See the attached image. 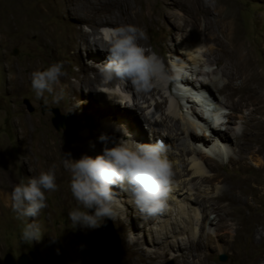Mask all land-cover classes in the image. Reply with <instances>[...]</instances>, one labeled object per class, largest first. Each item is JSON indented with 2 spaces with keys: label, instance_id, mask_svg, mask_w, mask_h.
Returning <instances> with one entry per match:
<instances>
[{
  "label": "rangeland",
  "instance_id": "rangeland-1",
  "mask_svg": "<svg viewBox=\"0 0 264 264\" xmlns=\"http://www.w3.org/2000/svg\"><path fill=\"white\" fill-rule=\"evenodd\" d=\"M82 1L85 2L88 0ZM101 1L113 2L115 0ZM161 1L167 6H172L174 0L140 1L142 7H148L146 10L147 17H150L149 14L152 10L155 11L162 7ZM47 2L50 3L52 0H0V29H2L3 25H5V16L10 14L14 7H20L21 5L22 8H28L31 6V8L42 7L44 9V4H47ZM192 4L195 8L191 9V11L186 14L185 17H187V19H192L191 16L196 15L198 24L200 23L199 25L204 26L205 23L203 22L202 17L204 6L217 5L220 13H226L230 21L236 22L238 34L248 43L253 45L252 51L254 52V55L258 59L264 60V0H199L191 2V6ZM140 6V4L137 5V10L139 11L142 9ZM48 7L49 5L46 6V9L44 10L47 11ZM175 12H179L177 7H175ZM169 14L165 18L163 16L154 15V18L158 20L157 24L163 23L165 28H171L173 24L170 20ZM61 16L69 21L67 24L68 26L77 21L76 19L69 17L65 12H62ZM223 17H225V15H223ZM42 22L45 25L47 32L48 29H54L57 23L62 24V22L56 20L54 17L45 18ZM30 24L28 25L24 23L20 26L13 27L11 32L7 34V38H5L6 42H2L0 45V151L4 148L7 149L8 154H10L11 157L16 156L15 158H17V162L13 167V173L19 182L21 179H30L33 176L38 175L39 171L42 169L47 170L51 168V165H53L57 155L54 156L52 154H48L44 156L41 149L45 148V150L49 153V145L52 144L63 145L68 151H72L75 149L76 144H80L81 146L84 145L87 147V152H90L93 158L97 155H101V153H99L100 151L96 153L97 149L101 150L105 147V144L108 143L107 141L105 142L100 140L102 135L98 136L105 130L103 129V120L106 118L104 112L106 107L103 104L101 106V103L97 101V99L103 90H109L111 93L113 91L112 88L110 89L107 87L108 89L105 90V88L99 86L96 89V93L89 95L84 89V96L71 102L69 105L64 90L62 92V98L58 103L53 102V97L47 93H45L44 98L40 100L36 99L31 86H23L20 90H16L17 92L7 91V89H5L7 87V79L13 71L12 69L17 70L20 69V67L24 69V73L30 74L34 70H44L51 64L62 61L64 64L63 70L66 71L67 75L61 77V79H70L74 81L76 80V76L80 74L79 63L76 61V58L73 57L72 51L60 48L59 44H57L59 43V36L55 33H51L49 35L51 37L46 34V40H39L34 34H26L33 31V24ZM81 26L83 31H90L89 26L85 24H82ZM227 26L228 25L226 23L221 22L220 20V28H226ZM165 28L162 27L159 29L158 27H154L146 34L147 40L157 49L162 48L161 43L165 44L168 50L166 57L158 55L163 62L164 67L166 64L170 66L171 56L173 55L172 47H174V45L180 40L177 29L174 33L169 35ZM102 30L103 29L100 28L98 39L104 37ZM146 48L151 50V46H147ZM80 52L82 62L89 66V55L87 56L83 47ZM100 63L101 61L99 63H95V65ZM8 65L12 67L11 71L8 68ZM170 68L173 73L174 68L171 66ZM166 73L170 79L169 72L166 71ZM186 74L190 76L185 71L184 75ZM169 79L167 81H169ZM167 81L163 84V96L168 101L163 110H159L155 107L156 101L162 100L161 94L148 95L147 103H143L145 100H141L140 98V103H133L131 100L126 101V103L121 102L118 104V111L120 112V115H123L122 117L130 120L132 125L130 128L116 123L113 124L114 126L112 125V129L117 130V132H121L122 135L124 132H127L131 139L135 142H139L140 139L138 137L135 140L133 138V134L135 131L140 130L142 132L141 134H144L143 136L145 137L144 142L140 143H148L153 142L154 140L152 126L158 124L159 126L162 125L161 127L164 128V121L167 115L174 114L177 118L179 115L183 116L187 120L195 123L197 128H202L203 125L199 123L197 118L193 117L190 111L186 109L185 106L180 105L178 103L179 101L175 98L174 95L176 90L174 88L175 85L173 83V79L170 81V90L166 89ZM59 89H63L62 85L59 86ZM59 89H57L58 93ZM134 93L137 94L135 91ZM216 95L220 100L222 99V96L219 93H216ZM26 100H28L32 106V112L29 111L28 105L25 103ZM93 104H95L98 111L101 109L100 112L97 113L93 110ZM51 108L58 109L62 115H66L68 117L69 115L72 116V121L70 122L76 130L72 142H69L68 140V133L66 129H56L54 126L52 122L54 113L49 110ZM251 109L252 107L243 109L241 115L248 117ZM224 111L230 113L227 117L223 118L227 120L233 112L230 109H225ZM147 117L151 118L152 123L148 121ZM254 117L255 118L250 122V127L248 128L241 143L243 144V142L248 141V139H250V142L255 140L251 151H246L243 154V163L246 166L253 168L255 171H261L259 172L257 179H254L251 176V172H241L238 165H233L229 162L231 156L236 157L233 152H228L226 155L219 152H212V150H209L211 149L210 143L208 151L205 153L207 156L213 158L214 161L222 164L223 167L221 168V172L223 175H230L233 179H236L239 178L240 175L244 174L246 176L248 174L247 176H249L250 174V182L254 189H256L255 197H257V199H252L250 194L242 195L233 192L232 197L234 201L232 207L229 208V201L223 202L222 206H224L223 209L225 211H228V208L229 210L235 211L236 208L234 207L243 206V208L246 209L245 214L251 216L257 221L258 231L255 235L250 238L252 235L247 232L248 230H246L245 234H243L244 236L238 240L239 242L236 241V243L232 237V235L235 234L236 226L234 221L228 217L222 221L225 224V229L221 232L220 238H213L214 240L210 239L208 243L206 242L204 244L201 242H199V244H194L192 246L193 248H190V251L186 248L179 249L178 246L180 244H185L184 247L189 246V239H194L195 241L199 239V233L195 230L196 227H194V229L193 226L197 222V218L198 220H202V214L200 206L193 200L199 197L200 199L207 197L211 198L226 185L216 184L213 189H209L208 185L201 184L199 182L197 175H192L191 170H189L188 175H186V173L182 171L184 165L182 164V166H180V163L183 158H185V160H187L186 164H188L187 168L189 169V164L195 155L182 157L180 150L177 149L176 146H169L168 144L166 145L167 148L170 147V153H173V155L168 158L170 164L173 166V168L171 166V169L179 179L183 180V182L187 184L182 187L184 188V191H181L180 186H177L174 190H170V192H172L169 193V196L174 193H178V196H180L178 197L176 195V198H174L175 200H172L170 204H168V202L167 207L162 212L153 215L154 218L157 219L155 224L151 223V216L141 213L128 192L124 191L119 186H114L116 199L115 205L122 211L127 210L126 214L137 226L132 232L128 231L125 234L124 232L119 231L115 218L114 220L109 219L116 234L120 238L121 244L118 249L119 264L125 263V259L127 257L125 245L128 241L142 242L141 246L143 248V256L154 253L155 249L151 244V238H156L155 228H159V226H161L160 223H164L167 220L170 221V223L165 222L168 229H171V227L177 228V238L169 237L168 240L163 242L161 249L158 250L159 252H162V249L165 248L167 253L165 257L156 259L155 264H183L182 255H186L185 262L188 264H208L209 262V264H250L256 257H258L257 264H264V241L257 244L258 240L261 237H264V150L260 151V153L258 152L259 150L264 149V145L262 144L264 136H255V134L259 132V129H261H257L256 127L260 125V120L264 121V117L262 118L259 114H256ZM235 120L238 122V117H235ZM21 122H24L25 125L29 127V132L26 134L27 136L20 135L21 126L18 124ZM104 125L108 126L106 123H104ZM199 131L201 130L199 129ZM241 132L242 130L239 131V134H241ZM151 133L153 135H151ZM202 133H204L207 138H210L209 135L211 134L208 131H202ZM79 137H83L84 139L82 144L78 141ZM162 137H164L166 141L168 140L167 135L163 136L162 134ZM121 138L126 139L127 137L122 136ZM163 142L166 144L165 141ZM210 142L217 143L215 139L214 142L211 140ZM192 144V147L194 148L195 146L197 148H201L199 147L200 145L203 146L202 143H198L196 140H194ZM233 147L236 149L235 145L231 146V148ZM24 151L26 153L28 152L27 155H23ZM78 157L82 156L78 155ZM28 158H31L34 161L33 175H31L30 171L25 168V166L27 167L28 165ZM38 160L43 163V166L38 163ZM3 165L4 162L0 158V169ZM178 166H180V168H178ZM54 171L58 190L51 193H45L47 197V207L41 210L38 220L36 221L42 232V237L39 240L42 242L39 247L40 249L34 247V244L37 242L36 240L27 242L21 238V229L23 228L25 221L18 219L13 210L10 212L7 210L3 200L1 199V193L4 189L0 188V264H5L6 257L9 254H12L15 259H19V257L24 254H32L33 257L30 256L29 258L31 260L34 259L37 264H114L111 259H103L95 254V247L98 243L92 238V236H97L99 234V230L103 227L108 218H105L104 221H100L102 224L100 226L98 225L99 227L94 229L85 228L80 225H73L68 216V212L77 207V202L69 189V172L66 170L59 171V168L54 169ZM1 172L2 171L0 170V175ZM177 177H175V179H178ZM179 183L183 184L181 182ZM5 192L8 193L7 191ZM64 196L68 197V202L66 204H68L71 200L74 201V204L62 205V197ZM180 200L181 203H177V201ZM180 204L183 208H185V211L187 210L186 214L180 210ZM247 205H249V207H247ZM250 205L252 206L251 208ZM178 209L180 211H178ZM179 213H183V215L180 214L181 216H179ZM89 214H94V209L89 210ZM216 216V213H210L209 217L211 220H214L217 218ZM176 220L179 222L180 227L176 225ZM28 222H34L33 218L29 217ZM151 232H153L154 235L151 234ZM253 239L257 245L252 248L251 242ZM100 246V248H102L104 245L100 244ZM223 255L227 257L226 261L220 260V257Z\"/></svg>",
  "mask_w": 264,
  "mask_h": 264
},
{
  "label": "bare ground",
  "instance_id": "bare-ground-1",
  "mask_svg": "<svg viewBox=\"0 0 264 264\" xmlns=\"http://www.w3.org/2000/svg\"><path fill=\"white\" fill-rule=\"evenodd\" d=\"M140 1L141 0H115L113 2H108L101 0H88L83 2L82 0H52V2H47V4H44V9H46V6L49 5L47 11H45L42 7L35 8L32 6L33 8H31L30 6L28 8H22L21 5L20 7L16 6L10 14L5 16V25H3V28L0 29V45L2 42H6L5 38H7V34L11 32L13 27L20 26L24 23L28 25L30 23L33 24V31H30L26 34H34L39 40L42 41L47 39L46 34L48 36L51 33L57 34L59 36V43H57L59 44V47L72 51L73 57L76 58V61L80 66V74L76 76V80L72 81L70 79H61L60 85H62V88L66 93L68 105L71 104V102L82 98L84 96V89L89 95L96 93V89L99 86L105 88V90L108 88L113 89L112 93L109 92V90H103L97 99V101L101 103V106L103 104L106 107L104 111L106 118L103 120V129L105 130L98 136L106 135V137H108V143L105 144V147H112L114 142L118 141L123 136L121 132H117V130L112 129V125L117 123L130 128L132 125L130 120L122 117L123 115H120V112L118 111V104L121 102L126 103V101L129 100H131L133 103H140L139 98L141 100H145L143 103H147L148 95L161 94L162 100L156 101L155 107L159 110H163L168 101L163 96L164 83L162 85H154L146 92H136L137 94L134 93L131 85L129 84L127 85V91L131 92V95L123 96L116 90V88L114 89L117 83L116 81H113L110 84L103 83L99 74L97 73L96 68L94 66H87L82 62L80 50L82 47L84 48L87 56L89 55L88 57L90 58V61L93 62L92 65H95V63H99L100 61L103 63L106 61L107 57V45L105 43L104 37L98 39L100 28H115L128 24L141 28L147 34L148 31L154 27H158L159 29L162 27L165 28L163 23L157 24L158 20L154 18V15L163 16L165 18L169 13H172L169 15L173 25L171 28H165V30L170 35L177 29L180 40L174 45V47H172L173 55L171 56L170 66L174 68V73H172L169 65H165L166 71L170 74V79L166 83V89L170 90V81L173 77L177 76L179 78L178 80L181 81V86H184V89H180L179 87L178 89L184 92V94H188L191 91H197L200 93L201 91L205 92L206 95L202 94V96H199L197 99L192 97L187 99L186 105V109L190 111L193 117L197 118L203 127H198L201 130L199 131L195 123L187 120L183 116L179 115L177 118V116L174 114L167 115L164 121V128L161 127L162 125L159 126L158 124L152 126V132L154 133L153 142L160 140L162 143L165 141V145L169 144V146H176L177 149L180 150L182 157L195 155L196 158L194 157L191 160L189 169L187 168L188 164H186L187 160H185V158H183V160L181 159L182 162L180 163V166H182V164L184 165L182 171L188 175L189 170H191L192 175H197L199 182L201 184L208 185L209 189H213L216 184L226 185L223 186L219 192L211 198L207 197L200 199L199 197L193 200L200 206L202 214V220H198L197 218L195 225L193 226L192 224L193 228L196 227V229H194L197 231V233H199V239H196L197 241L194 239H189V246L184 247L185 244H180L178 247L179 249L186 248L190 251V248L194 244H199V242L204 244L206 242L208 243L210 239L220 238L221 232L225 229V224L222 221L228 217L234 221L236 226L235 234L232 235L235 242L244 236L243 234H245L246 230H248V233H251L252 236L249 237L252 238L253 235H255V233L258 231L257 221L251 216L245 214L246 209L243 208V206L234 207L236 208L235 211L229 210V208L232 207L234 201L232 197L233 192L242 195L250 194L252 199H257V197H255L256 189H254L250 182V174L249 176H247L248 174L246 176L244 174L240 175V177L236 179H233V177L230 175H223L221 172V168L223 167L222 164L214 161V159L207 156L205 152L208 151V146L210 143L211 149L209 150H212V152H219L224 155H226L228 152H233L236 157L231 156L229 162L233 165H238L241 172H251V176L254 179L258 178V174L261 171H255L253 168L248 167L243 163V154L246 151H251L253 142L255 140L250 142V139H248V141L243 142V144L241 141L250 127V122L255 118L254 116L259 114V116L262 118L264 117V60H260L254 55V52L252 51L253 45L248 43L238 34L236 22L230 21L226 13H220L217 5L204 6L202 17L205 24L204 26H201L199 25L200 23L198 24L196 15L191 16L192 19H187V17H185L186 14L191 11V9L195 8L193 4L191 6V2H196L199 0H174L172 6H167L161 1L162 7H160L158 10H152V12L150 11V17H147L146 13L148 7H142ZM139 4L141 5L140 7H142L140 11L137 10V5ZM175 7L179 9L178 13L175 12ZM62 12L67 13L69 17H72L77 21L68 26L67 24L69 21L61 16ZM223 15H225V17H223ZM48 17H54L56 20L62 22V24L57 23L54 29H48L47 32L42 21ZM220 20L221 22L226 23L228 26L226 28H220ZM82 24L89 26L90 31H83L81 26ZM140 43L144 47L151 46V50L155 51L162 57H166L167 55L168 50L164 43H161V49H157L153 44H150L147 39L141 40ZM8 68L11 71L12 67L10 65H8ZM12 70L13 71L10 73L9 78L7 79V87L5 88L7 91L9 90L11 92H15L16 90H20L23 86H31L29 74L24 73V69L22 67L17 70ZM178 70L181 72H178ZM185 71L190 76L187 74L184 75ZM216 93H219L222 96L221 100L217 97ZM108 96L112 97L113 100H110ZM174 96L178 101V95L175 94ZM207 96L208 98L210 97V99L212 98L217 106L221 107L222 109H230L233 112V114H231V116L227 119V123L223 124V127H225L224 130L212 127L208 120L204 118V114L197 111L195 105L197 101L198 103L200 102L202 106L210 107L209 103H204V97ZM248 107H252V109L249 116L244 117L241 115L242 111ZM93 110L98 113L101 109L98 111L95 107V104H93ZM206 114H208L206 115L207 118L212 119L214 124H218L222 119L221 117L223 116L220 109H218L214 114H211L209 110H207ZM235 117H238V122L235 120ZM147 119L150 123H152L150 117H147ZM104 123H106L108 126H105ZM18 125L21 126L20 135L25 136L29 132V127L25 125L24 122H21ZM256 128L261 129H259V132H257L255 136L261 135L263 137L264 121L260 120V125ZM241 130L242 132L239 134V131ZM202 131H208L211 134L209 135L210 138H207L205 134L202 133ZM141 133L142 132L140 130L135 131L133 138L136 140L139 137V142H144L145 137L143 136L144 134L142 135ZM162 134L163 136L167 135V141L164 137H162ZM151 135L153 134L151 133ZM214 139L217 141V143L210 142V140L214 142ZM83 140V137H79L78 139L81 144L83 143ZM194 140H196L198 143H202L203 146L200 145L199 147L201 148H197L196 146L195 148L192 147ZM262 144L264 145V141ZM233 145H235L236 149L234 147L231 148ZM49 147V153L45 150V148L41 149V151L44 153V156L48 154H52L54 156L57 155L53 165H55V169L59 168V171L65 170L62 163L63 154L71 153V158L77 160L81 158L78 157V155H88L93 157L90 152H87V147L84 145L81 146L80 144H76L75 149L72 151L66 150L65 147L60 144H52L49 145ZM105 147H103L101 150L97 149L96 153L100 151L99 153L103 154V149ZM169 148H167L168 151L166 153L168 158L173 155V153H170ZM262 150L264 149H261L258 152L260 153ZM27 153L24 151L23 155H27ZM15 157H11L10 154H8L7 149L3 148L0 151V158L4 162L3 167L0 169L2 171L0 175V188L4 189L1 193V199L3 200L9 212L12 210L11 192L14 186L19 183L13 173V167L17 162V158ZM38 163L43 166L41 161L38 160ZM33 164L34 161L31 158H28V165L27 167L25 166V168L26 170L30 171L31 175L34 174ZM53 165H51V167ZM180 166H178V168H180ZM172 173L173 176L170 190H174L177 186H180L181 191H184V188L182 187L186 186L187 183L179 179L177 175H175L174 171H172ZM175 177L178 179H175ZM179 182L183 184H180ZM176 195L178 196V193H174L173 195L169 196L167 203L169 202L168 204H170L172 200H175L174 198H176ZM225 201H229L228 211H225L223 209L224 206H222V203ZM67 202L68 197H62V205L66 204ZM177 203H181V200L177 201ZM69 204H74V201L71 200L66 205ZM247 207H249V205H247ZM251 207L252 206L250 205V208ZM179 208L186 214L187 210L185 211V208H183L181 204ZM114 209L116 213L115 221L119 227V231L124 232L125 234L128 231L132 232L137 226L126 214L127 210L122 211L116 205L114 206ZM180 210L178 209V211ZM210 213H216L217 218L211 220L209 217ZM180 214L183 215V213H179L178 215L181 216ZM151 218V223L155 224L157 219L154 218V216H151ZM33 220L37 221L38 217L33 218ZM165 222L170 223L168 220ZM165 222H161V226H159V228H155L156 238H151V244L155 249V252L152 254L145 253L146 256H143V248L141 246L142 242L139 243L128 241L125 245L127 257L124 264H155L156 259L165 257L167 253L165 248L162 249V252H159L158 249H161L165 240H168L169 237L177 238L176 234H178L177 228L171 227L172 230L170 228L168 229L165 225ZM176 225L180 227V224L177 222V220ZM151 234H153V232H151ZM263 241L264 237H261L257 244ZM41 243L42 242L37 241L34 244V247L40 249L39 247ZM257 244L253 239L251 242L252 248ZM185 256H181L183 260L182 262L183 264H188L185 262ZM257 262L258 257L254 258L250 264H257Z\"/></svg>",
  "mask_w": 264,
  "mask_h": 264
},
{
  "label": "clouds",
  "instance_id": "clouds-1",
  "mask_svg": "<svg viewBox=\"0 0 264 264\" xmlns=\"http://www.w3.org/2000/svg\"><path fill=\"white\" fill-rule=\"evenodd\" d=\"M102 32L107 45L106 61L96 65H92L91 61L88 63L96 68L103 83L116 81V90L123 96H129V84L135 92L140 93L150 90L154 85H162L169 79L158 54L141 45L140 41L147 39L141 28L125 24L103 29ZM63 69L64 64L61 61L29 74L36 99L44 98L47 93L53 97V102H59L63 92V89H59L61 77L67 75ZM172 79L175 94L178 95L179 104L182 106L186 107L190 97L197 99L202 94L206 95L201 90V93L191 91L184 94L177 89H184L179 78L175 76ZM108 98L113 100L110 96ZM204 98L203 102L209 103L210 107L202 106L197 101V111L204 114V118L212 127L224 130L223 124L227 123V120L223 118L230 113L217 106L212 98ZM218 109L223 116L218 124H214L212 119L207 118L206 113L209 110L214 114ZM123 136L127 138H120L114 142V146L105 147L103 154L95 158L83 155L77 160L71 158V153L63 154V167L70 173L69 189L77 202V207L68 212L73 225L94 229L99 227L102 224L100 221L105 218L114 220V186L128 192L141 213L148 216L160 213L167 207L173 176L166 155L167 146L160 140L135 142L127 132H124ZM100 140L106 142L108 137L102 135ZM54 169L55 165L47 170H40L38 175L30 179H21L11 192L12 210L18 219L25 221L21 229V238L24 241H39L42 237L39 224L36 221L29 223L28 218H37L41 210L47 207L46 192L58 190ZM93 209L94 214H89V210Z\"/></svg>",
  "mask_w": 264,
  "mask_h": 264
},
{
  "label": "water",
  "instance_id": "water-1",
  "mask_svg": "<svg viewBox=\"0 0 264 264\" xmlns=\"http://www.w3.org/2000/svg\"><path fill=\"white\" fill-rule=\"evenodd\" d=\"M25 103L28 105V109L30 112L33 111L32 106L28 102V100L25 101ZM51 112L54 113V117L52 119V122L56 129H66L68 133V140L69 142L73 141L74 135L76 133L75 127L72 126V116L69 115H62L60 111L56 108L49 109ZM93 239L98 243V245L95 247V254H97L99 257L103 259H111L114 264H119L118 260V249L120 248V238L116 234L114 227L109 219H107L106 223L103 225V227L99 230V234L97 236H92ZM100 244L104 245L102 248H100ZM33 257L32 254H24L19 259H15L12 254H9L6 257L5 264H37L34 259H30L29 257ZM226 256H221V261H226Z\"/></svg>",
  "mask_w": 264,
  "mask_h": 264
}]
</instances>
